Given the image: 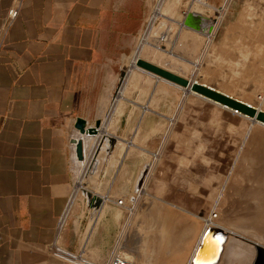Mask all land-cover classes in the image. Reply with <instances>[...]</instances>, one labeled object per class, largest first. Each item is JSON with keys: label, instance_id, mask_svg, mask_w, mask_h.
I'll use <instances>...</instances> for the list:
<instances>
[{"label": "crops", "instance_id": "1", "mask_svg": "<svg viewBox=\"0 0 264 264\" xmlns=\"http://www.w3.org/2000/svg\"><path fill=\"white\" fill-rule=\"evenodd\" d=\"M197 3L203 9L194 10L214 23L210 35L182 27L183 17L177 13L183 0H0V264H75L57 254L58 248L103 262L125 236L133 264H190L194 232L200 227L191 217L202 216L189 211L190 217L182 219L177 212H150L148 226H154L159 216L162 228L148 227L146 233L138 229L140 224L134 228L138 200L126 216V207L117 203L112 191L94 190L105 189L100 181L94 186L79 183L78 166L84 173H100L102 165H84L72 139L80 136L75 126L79 116L88 124L103 120L91 153L110 149L116 155L122 140L131 137L139 117L130 114L124 119L117 114L120 105L114 96L122 51L112 50L110 44L121 45L124 35L135 36L147 18L148 31L140 45L154 34L161 12L176 13L167 27L176 23L181 31L193 30L197 44L199 34L208 42L216 38L217 44L234 43L243 27L239 18L243 5L234 0ZM13 6L18 12L10 17ZM193 78L213 85L200 76ZM124 123L128 133L122 136ZM106 136L114 142L100 148L99 141ZM90 138L84 136L86 149ZM84 188L104 197L98 210L80 192ZM175 224L180 228H171ZM201 233L202 226L198 236ZM230 242L231 238L216 264H252L253 244L239 239L237 251ZM244 249L250 255L240 259Z\"/></svg>", "mask_w": 264, "mask_h": 264}, {"label": "rangeland", "instance_id": "2", "mask_svg": "<svg viewBox=\"0 0 264 264\" xmlns=\"http://www.w3.org/2000/svg\"><path fill=\"white\" fill-rule=\"evenodd\" d=\"M234 3L243 5L239 16L243 27L234 43L217 44L216 38L208 42L199 34L197 44L193 40L197 33L184 29L173 45L176 53H172L169 40L157 45L146 41L144 56H140L164 65L166 57H176L187 76H200L212 86L264 109V0ZM201 8L197 0H183V11ZM171 14L175 17L176 13ZM235 14L238 17L239 13ZM163 16L158 14L154 34ZM147 19L135 36L123 34L121 45L110 44L112 50L122 51V71L126 72L122 83L116 85L117 114L121 112L124 119L132 114L139 121L131 137L122 140L118 154L96 149L83 161L98 168L102 165L100 173H84L78 166L76 173L81 176L77 180L90 186L100 181L105 189L94 190L112 191L127 203L138 200L133 226L140 224L142 232L148 227L162 228L159 216L154 226H148L150 212L192 211L208 220L215 211L214 222L231 231L234 249H239L241 239L253 244L251 249L258 254L254 242L264 246V124L139 67L136 55L141 53L143 45L139 43L148 31ZM172 27L177 25L172 23ZM185 47L190 49L189 55L182 50ZM121 131L122 136L127 135L128 125L122 124ZM123 214L127 216L124 207ZM241 254L240 259L250 255L247 249ZM256 260L254 255L252 264Z\"/></svg>", "mask_w": 264, "mask_h": 264}, {"label": "water", "instance_id": "3", "mask_svg": "<svg viewBox=\"0 0 264 264\" xmlns=\"http://www.w3.org/2000/svg\"><path fill=\"white\" fill-rule=\"evenodd\" d=\"M180 10H182V8ZM187 10H186L187 13L186 11H183V10L181 11V16L183 17L182 27L185 26V27L198 30L205 35L212 34L214 30V23L212 20L207 21L208 19L206 18L208 17L207 15H204L200 12H196L194 9H187ZM163 17H164V20H161L158 24L159 29L155 32V34L148 37V42L153 45H157L160 41L169 40L173 48L171 50L172 53H176L174 49L176 47H173V45L176 42V38L179 39V34L182 32L180 30L181 25L175 23L177 27L175 29H173V27L169 29V27L167 26L170 25L169 22H172L169 19L173 18V16L171 13H168V14L166 13V15ZM197 58L198 57H195L194 59L196 60ZM165 61L166 63L164 65V64L156 63L143 56H138L136 59V64L139 67L143 68L144 70H147L148 72L158 77L164 78L168 80L169 82H173V83L180 85L186 91H192L194 93H197L208 100H211L218 104H222L232 109L234 112H240L250 117L254 121L264 124V109L258 108L245 100L234 97L233 95H230L212 85H208L206 83L198 81L197 79H193L192 77L187 76L185 74L186 71L184 70L183 66L180 63H178L177 60H176V64H174L170 59H165ZM125 75H126V72L122 71L119 84L122 83V79L124 78ZM119 87H121V85ZM118 90L119 89H117L116 92H118ZM116 96H117V93L114 96V100L116 99ZM75 126L78 129L80 136L74 137L72 139V142L76 146L77 158L81 161H85L87 156L90 155L91 150L93 149V144L95 143V141L98 139L100 135L101 128L103 126V120L97 119L94 124H88L86 118L79 116L76 119ZM85 135L91 136V138L88 141L87 149L85 146V139H84ZM105 141H108V144H113L114 139H112L110 136L102 137L99 141L100 148ZM108 148H110V145H108ZM81 193L86 195L94 211L98 210L104 201V197L97 193H94L88 190H82ZM166 211H170L174 213L177 212L179 214L178 217H182V219L190 217L187 211H178V210H171V209H168ZM126 212H129V209L126 208ZM191 219L196 220L199 223L200 227L202 226V233L200 236H198V230L200 227L197 228V230L194 232L195 234L194 241H196V247H195L193 256L190 260V264H196L195 262H196L197 256L204 252V248L207 242V236H209V232L222 233L224 235V241H223V244H222V247L220 249L217 259L209 263H206V264L218 263L219 260L221 259L225 246L227 245L228 241L231 238V231L215 223L214 217L212 218V221H208L207 217L206 218L199 217V216L194 217L192 215ZM205 227L206 229L204 230ZM171 228L177 229L180 227H178L177 224H175V225H172ZM254 244H255V247L258 249V254H255L257 255V260L255 264H264V246H262V244L258 242H254Z\"/></svg>", "mask_w": 264, "mask_h": 264}, {"label": "built area", "instance_id": "4", "mask_svg": "<svg viewBox=\"0 0 264 264\" xmlns=\"http://www.w3.org/2000/svg\"><path fill=\"white\" fill-rule=\"evenodd\" d=\"M18 8L17 6H13L9 11V16L14 17L17 15ZM117 203L120 205H124L127 209L132 210L133 209V202L127 203L126 199L123 197L117 198ZM211 217H209L208 221H212L213 217L217 216V213L214 211L211 214ZM66 219V213L62 215L59 221V229H61L65 223ZM126 237V236H125ZM125 237L123 238V242L120 241L121 237L117 240L116 245L111 250L108 258L103 262L94 261L91 259H87L85 257L80 256V254L67 251L61 248H58L57 254L64 257L66 260L73 262L75 264H133L132 259L130 258L127 250H126V240Z\"/></svg>", "mask_w": 264, "mask_h": 264}, {"label": "bare ground", "instance_id": "5", "mask_svg": "<svg viewBox=\"0 0 264 264\" xmlns=\"http://www.w3.org/2000/svg\"><path fill=\"white\" fill-rule=\"evenodd\" d=\"M161 13H164V12H161ZM146 44L143 45L142 49H141V53L139 54L140 55H143V51H144V48L146 47L145 46ZM146 51V49H145ZM164 52V51H163ZM167 52V51H166ZM161 53V52H160ZM165 53V52H164ZM163 53V55H164ZM167 54V53H166ZM165 54V55H166ZM160 55V54H159ZM168 55V54H167ZM144 56V55H143ZM161 56V55H160ZM148 57V55L146 56ZM176 58V57H175ZM173 59V58H170V56H168L166 59H170L174 64H176V59ZM180 59V58H179ZM185 61V60H184ZM158 63V62H157ZM178 68V67H177ZM105 144H106V141H105ZM264 160V159H263ZM252 163V162H251ZM257 164V163H256ZM252 170V169H251ZM250 170V171H251ZM249 173V172H248ZM252 174V173H251ZM253 175V174H252ZM264 178V177H263ZM263 192V191H262ZM261 205V204H260ZM68 212V211H67ZM223 241H224V235L222 233H211L209 232V236H207V242H206V245H205V248H204V252L202 254H199L196 258V262L197 261H203L206 263H209L211 261H214L217 259L218 255H219V252H220V249L222 247V244H223ZM195 262V263H196Z\"/></svg>", "mask_w": 264, "mask_h": 264}, {"label": "snow or ice", "instance_id": "6", "mask_svg": "<svg viewBox=\"0 0 264 264\" xmlns=\"http://www.w3.org/2000/svg\"><path fill=\"white\" fill-rule=\"evenodd\" d=\"M196 264H205L203 261H197Z\"/></svg>", "mask_w": 264, "mask_h": 264}]
</instances>
